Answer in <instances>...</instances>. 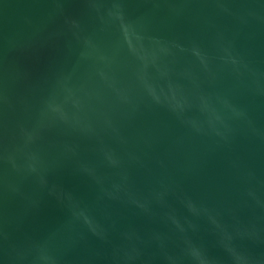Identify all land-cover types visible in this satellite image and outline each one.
I'll use <instances>...</instances> for the list:
<instances>
[{
  "label": "water",
  "instance_id": "1",
  "mask_svg": "<svg viewBox=\"0 0 264 264\" xmlns=\"http://www.w3.org/2000/svg\"><path fill=\"white\" fill-rule=\"evenodd\" d=\"M0 264H264V0H0Z\"/></svg>",
  "mask_w": 264,
  "mask_h": 264
}]
</instances>
